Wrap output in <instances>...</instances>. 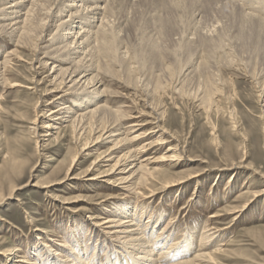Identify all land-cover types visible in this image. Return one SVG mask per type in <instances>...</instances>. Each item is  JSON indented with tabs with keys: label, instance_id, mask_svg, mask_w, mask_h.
Returning <instances> with one entry per match:
<instances>
[{
	"label": "bare ground",
	"instance_id": "obj_1",
	"mask_svg": "<svg viewBox=\"0 0 264 264\" xmlns=\"http://www.w3.org/2000/svg\"><path fill=\"white\" fill-rule=\"evenodd\" d=\"M209 1L212 10L221 15L220 19L216 17L218 21H214L216 23L214 26H211L212 30L207 29L208 27L204 25L205 19L209 18V16L206 17L204 14L208 10L205 11L204 8L205 12L202 10L205 4L203 2H206L204 0L202 2L201 0H0V37L10 39L11 44L14 46L13 50L4 52V55L0 57V89L24 87L17 82L8 81L6 76L7 69L9 65L12 64L11 61L13 62L14 59L23 61L21 55L17 53L19 49L17 50L15 48H27L34 52V60L36 63L35 66L33 65L34 71L44 70L45 68L49 70L48 89L44 91L43 96H49L51 100L45 106L46 115H43L44 122L41 123L42 125L40 127L37 126L33 129L37 148H42L41 143H44L43 138L56 139L60 132H63L66 128H69L71 138L76 143L81 139H85L86 135L92 132L98 134L92 142L84 140L85 143L82 144L78 153L72 156L65 177L57 184H62L68 180H83V182L87 184L99 183L101 188L115 194L97 203L100 208H104L103 211L108 215L104 218L102 215L99 217L97 216V219L100 221L97 222L98 225H94V227L97 226L99 228H96L98 230V235L96 234L97 238L101 236L99 234H104V236H107V239L109 238L115 243L114 248H116V250H113V255H118H115L116 264H217L215 255L222 252L221 250L207 252L209 248L207 245L210 241L205 240L211 239L213 236V227L211 231H208V229L205 230V227L200 228L198 224L189 227H185L184 225L185 229H181V235L178 232L180 235L178 238L177 232L175 233L176 230L170 232L166 230L168 227L164 224L157 232H160V234L154 233L153 230L158 226V222L162 223V215H160L162 218L161 221L152 220V214H146L148 207H145V205L141 203L144 200L149 202L154 199L169 198L174 192V196H176L174 200L177 201L184 196V191L180 190H182L183 186L189 180L190 182L194 181L198 183L201 178V175L198 173L190 174L186 177L175 178L173 175L167 176L168 174L163 173L161 169V167L164 166L173 169L183 164H189L187 161L193 162L197 160L189 158L185 161V157H183L185 145L182 146L179 140H177V137L163 124L167 119L166 111L162 109L163 99L168 96L166 94L167 90L174 88L173 91H171L173 95L177 96L176 98L180 100L186 98L192 100L195 109L204 113L207 116L206 119L209 120L208 116L211 113L216 112L219 114L220 110L219 107H217L218 102L222 99L227 102L230 100V96L223 92L227 83L223 78L219 77L217 71L219 64H221V67L222 64L232 66L235 64L233 59L230 60L231 53H224L229 48L223 51L225 47L229 46H227V44L225 45L227 39L230 42H232L233 39H237V42L241 40L250 41L248 44L252 43L253 46H249L250 52H255L256 54H258L262 48L258 44L259 39H262L261 37H263L264 40V20L262 19L264 14L261 15L264 11V0H238L241 3H238L239 5L237 4V6L232 3L231 0V3L229 2L228 4H226L227 2L225 3L227 0L223 2L222 0L220 2L219 0ZM126 4L133 10L135 8V14L139 11L138 9L142 7L143 9L150 8L149 10L154 13V16L158 15V13L163 10H171L175 15H177L176 12L178 11L179 14L181 12L182 17L180 18L182 20H180L182 23L187 25L186 23H188L189 20V22L191 21V25L189 23L186 28L185 25L183 26L179 22H176L180 24V27L183 26L185 31L181 29L183 33L180 34L181 36L179 39L176 38L179 40L177 41L178 43L172 42L174 45L173 49L168 48L169 50H164L162 44L158 45L159 43L155 41L147 43L149 38L145 35V39L148 38V40H144L142 37L143 35H141L142 32H139L140 39L138 40L141 44L140 47L139 44H132L134 47L135 45L138 46V49L135 51L134 48L131 47L134 52H137V54L133 55L137 61L134 62L132 61L133 58H129L130 51L128 46L125 45V38L122 39V37L125 36L120 35L128 25V28L132 27L131 29H134V26H130L132 21L131 23L128 22L130 18L127 19L131 15L126 17L125 20L119 19L120 23L116 24L118 25L117 27H114V24L112 27L110 21L112 17L117 15H119V18L123 16L121 12L126 10ZM207 5H209V3ZM256 5L257 7L255 8ZM129 7L127 6V11ZM239 7H243V9L247 7L246 11L251 13L249 14L248 12V15H245L244 13L246 11L243 12V9ZM144 11L145 10H143V12ZM254 14L256 16L260 14L261 17H256ZM162 16H156L154 20L151 15L154 23H150V21L147 20L145 21V26L150 29L152 27L153 31V26L155 27L156 25V32L159 30L158 33L160 34L167 31H172V34H174L177 30L178 33L181 32L180 29H178V24L171 21L172 17L167 18V16H165L166 18H164ZM177 17L178 16H176V18ZM188 17L191 20L188 19ZM122 18H124V16ZM141 19L138 20L140 21ZM222 19H225V21ZM134 20L133 23L136 21L138 22V20L135 22ZM142 20H144V18ZM214 20L216 19L214 18ZM133 25L136 26L137 23ZM204 27L207 28L205 29ZM139 28L137 27V29ZM189 28L192 30L191 33ZM128 31L129 30H127V32ZM131 32L132 30L130 33ZM123 33L122 35H124ZM175 35L177 36V33ZM47 37L48 39L46 40ZM142 40L144 41L142 42ZM145 42L146 44H143ZM123 45L125 46L123 47ZM159 46H162L160 48L163 50H161ZM231 46L233 47V45ZM262 46V50H264V45ZM164 48H166V46ZM237 48L241 47L237 46ZM196 50L200 52L199 58L197 57L198 60H195L198 62L196 63L197 66H193L194 62L192 61L186 68L181 67L180 70L184 69L183 72H179L177 65L182 59L180 58L181 60L178 62L177 58L181 55H185L187 60L190 58L189 54L191 51ZM240 50L242 53L243 50ZM96 55L98 56V60H95ZM216 55H219L221 60L218 59L220 61L216 59ZM164 57L165 60L166 57L167 59L170 58L171 62L166 63L163 59ZM192 57L194 58V56ZM102 59L114 60L119 64V70H121V68L123 69L121 73H123L126 81L133 88H138L139 86H137L139 80L136 78L138 74H141L138 76L141 78L143 73L155 70V74L153 73L154 75H152L150 79L143 77L146 79L144 87L145 89L147 87V89L145 90L142 88L146 91V98L150 100L148 108L151 109V113H154V118L152 117V120L155 121V124L148 120L151 118V115L146 110L148 114L146 112H141L137 116H124L121 110L117 111L112 109V106H108L109 101H106L108 99H105L104 102L99 101L101 98L105 97V92L101 89L103 83L100 78L104 75H108L106 70L100 65ZM134 64H138V67H135ZM256 65L257 64H255V66ZM258 65L256 67H258ZM243 66H245L246 69L247 65L244 64ZM255 66H253V68ZM216 71L217 73H215ZM38 74L40 73H37V75ZM146 75L147 74H145V76ZM259 78L260 77H258V80ZM260 79H262V77ZM33 80L35 86L44 83L43 79L35 81L34 77ZM255 81H257V79ZM260 84L261 87L262 85L264 86V79L260 81ZM170 98H172V96H170ZM262 102L264 103V99ZM42 104L43 100L36 103L33 122L42 116V114L40 115L39 112H37V107ZM262 106L264 107V105ZM156 109H158V111ZM174 109L178 110L176 106ZM141 117L147 120L140 123L138 119H141ZM124 121L132 122L124 123ZM122 122L124 124H122ZM148 126L152 127L148 128ZM211 127L212 130L215 131V126L211 125ZM235 128H237V126H235ZM39 129L42 130V134L37 131ZM242 139L243 142H246V138L242 136ZM104 145H110L106 152L104 154H99L86 170L80 174L74 175L75 169L79 163L77 158L90 157L91 154L99 151V147ZM244 153L239 165L232 164L229 168H218L216 169V174L223 171H234L233 173L237 175L238 172H236V170L238 169H250L249 167L252 164L249 166V164L247 165L245 163V158L248 157L247 150H245ZM158 154H160V157L156 158L155 156ZM101 168H105V170L99 171ZM251 171L254 175L260 176L254 169ZM233 173L230 175L228 183L234 180ZM160 175H163L165 179H161L159 177ZM260 178L264 179V176H260ZM26 186L27 185H24V187ZM32 186L46 190L47 194L50 192L48 191L50 184L42 187L39 184H33ZM24 187L13 186L9 191L8 197L0 195V204H2L6 198H10L14 192ZM222 195L223 199H225L223 192ZM253 196L256 199L264 197V189L254 193L252 197ZM192 200L193 198H190L189 202H193ZM244 212L245 209L239 207L233 210H223L215 214L212 213L213 215L210 218L232 216V221H236L243 216ZM144 216L146 217L145 222L142 221ZM174 220L177 219L174 218ZM205 223L206 222H204V224ZM166 231L167 233L165 234ZM214 231L217 232L216 230ZM93 232V230L87 232L86 237H88V239H86V241L88 243L91 241L90 237H92ZM37 240L41 241L39 236ZM38 245L41 246L42 249H36V259L31 263L29 262L31 256L29 252L20 249L18 246L4 251L2 256L9 264L115 263L112 262L110 253L100 258L98 262L96 252L97 246H94L92 248L93 250H90L92 252L89 253V251L81 250V248L76 246L71 247L64 242L59 243V245H56L54 242L53 246L66 249L70 252V255L62 257L57 253V249H54V251L52 249L53 246H47L43 240ZM38 245H36V247ZM102 248L104 251L108 249V247ZM193 250L195 254L190 259L171 263V261L176 259L179 255V257L186 256V254L188 255ZM120 254L127 255L129 259H124V261H122L119 258ZM178 258L176 260H178Z\"/></svg>",
	"mask_w": 264,
	"mask_h": 264
},
{
	"label": "rangeland",
	"instance_id": "obj_2",
	"mask_svg": "<svg viewBox=\"0 0 264 264\" xmlns=\"http://www.w3.org/2000/svg\"><path fill=\"white\" fill-rule=\"evenodd\" d=\"M202 1L203 0H201V2ZM204 1H206L207 4L209 3V5H207L206 2H203L206 5H203L202 10L204 11L205 9V11L208 10L211 12L207 11V14V12L204 11L205 16H209L210 18L205 19L204 25L208 28H204L212 30L211 26L215 25L216 22L214 21H218V18L220 19L221 15L212 10L209 0ZM220 1L221 0H219V2ZM223 1L225 0H222V2ZM229 2L230 0L225 1L226 4ZM231 2L236 6L238 3H241L238 0H231ZM127 6L129 7V5H125L126 13L125 11L121 12L124 18H122V15L121 18L117 15L112 17L110 21L112 27L113 24L114 27H117L118 25L116 24L120 23L119 19L125 20V18L129 15L131 16L127 19L130 18L128 21L130 23L131 21L133 23L134 18V22L138 19L144 18V20L141 19L140 21L138 20V22L136 21L133 23H137L138 26H135L132 23L130 24V26H134V29H131L132 27L128 28V25V29L126 27L125 30L122 29L124 32L122 33L124 35H122V33L120 34L121 36H125L122 37V39L125 38L124 42L125 45L128 46L130 51L129 58H133L132 61L137 62L133 55L137 54V52H134L138 49L137 45L139 44V47L141 45L138 40L140 39L139 32H142L141 35H143L142 37L144 40H148L149 38L150 41L146 40L147 43L155 41L156 43H159L158 45L162 44L163 47L159 46V48L162 47L164 50L173 49V43H178L177 41H179L178 39L181 36L180 34L183 33L181 29H183V26L185 25L182 23V19L180 18L182 17L181 12L179 14L177 11V15H175V13H172L171 10H166L167 12L163 10L156 15L158 17L164 14L162 17H172V22H179L183 25L180 27V24L176 23L180 27H178L181 31L179 33L177 30L174 34H172V31L160 34L158 33L159 30L156 32V25L155 27L153 26V31L155 32L152 31V27L150 29L145 26V21L149 20L150 23H154L152 20H155L156 18L154 13L150 12V8L143 9L142 7L138 9V14H135V8L133 10L129 7L127 11ZM256 7L257 5L255 8ZM239 8L243 9V7ZM246 9L247 7H245L242 11L245 12ZM143 10L145 11L143 12ZM248 12L249 11H246L244 14L248 15ZM250 13L251 12H249V14ZM263 14L264 11L261 15ZM176 16H178V19ZM254 16L256 15L254 14ZM257 16L261 17L260 14ZM214 18L216 20H214ZM188 19L190 18L188 17ZM262 19L264 20V17H262ZM222 20L225 21V19ZM190 22L188 20V23L186 24L188 25ZM187 25H185L186 28L188 27ZM137 27L140 28L137 29ZM127 30L129 31L127 32ZM131 30L132 32L130 33ZM183 30L185 31V29ZM189 30L191 33L192 30L190 28ZM176 33L177 36L175 35ZM145 35L148 38L145 39ZM261 38L262 39H259L258 45L262 48L260 49L261 52L259 51L258 54L250 52L251 50L249 46H252V43L248 44L250 41L241 40L237 42V39H233L232 42H230L227 39L225 45L227 44V46L229 45L230 47H225L223 51L229 48V51L227 50L228 52L225 51L224 53H231L230 60L233 59L235 64H233V66L222 64V67L220 66L221 64H219L217 71L219 77L223 78L227 83L223 92H225L224 94H228V96H230V100L227 102L222 99L218 102L217 107H219L220 110L219 114L216 112L211 113L208 116L209 120L206 119L207 116L204 113L195 109L192 100L187 98L180 100L176 98L177 96L172 94L174 88L167 90L166 94L168 96L163 99L162 108L166 111L167 119L165 120L166 122H163V124L177 137V140H179L182 146L185 145V153L183 156L185 157V161L189 158L197 160H194L193 162L187 161L189 164H183L173 169H169V167L166 166L161 167V169L163 173L168 174L167 176L173 175L175 178L186 177L195 173L200 174L201 178L198 183H195L194 181L190 182L189 180L183 186L182 190H180L184 191V196L177 201L174 200L176 197L174 196V192L169 196V198H159L149 202L144 200L141 202L145 205V207H148L146 214H152V220L155 219L157 221H161L163 218L162 223L158 222V226L154 228V233H157L159 229L164 226V224L168 227L166 230H169L170 232L176 230L175 233L177 232L178 238L181 235L180 232L185 229V227L195 226L198 224L200 228L205 227V230L208 229V231H211L213 227V236L211 239H206L205 241H210L208 243L209 246L207 245L210 249L208 248L207 252L218 250L222 251L215 255L217 264H264V197L259 199L254 198V196L252 197L254 193L264 189V179L260 178V176H264V107L262 106L264 105L262 102L264 99V86L262 85L261 87L260 84V81H263L264 79V50H262L264 40L263 37ZM47 39L48 37L46 40ZM144 40H142V42ZM132 44L137 45L134 47ZM143 44H146V42ZM125 45H123V47ZM231 45H233V47ZM165 46L166 48H164ZM237 46L241 48H237ZM131 47L134 48V51ZM13 48L14 46L11 44L10 39L0 37V57L4 55V52H7L8 50L11 51ZM15 49H19L17 53L21 55L23 61H17L15 59L13 60L14 63L11 61L12 64L9 65L6 76L8 81L17 82L24 87L0 89V195L8 197L9 191L13 186H27L17 190L12 196H10V198H6L3 203L0 204V264H9V262L3 258L2 253L17 246L22 250H27L29 255H31L29 262H33L37 256V253L35 252L36 249H42L41 246L38 245L42 242V240L50 247L53 246L54 242L56 245L64 242L69 244L71 247L76 246L81 248V250L89 251V253L92 252L90 250L94 246H97L96 252L98 262L100 258L107 254L109 255L110 253L112 262H115L114 264H116L115 255L117 254L113 255V250H116V248H114L115 243L112 242L113 240L109 238L107 239V236H104V234H99L101 236L97 238V229L99 228L97 226L94 227V225H98L97 222L100 221L97 219V216L99 217L102 215L104 218L108 215L105 211H103L104 208H100L97 203L112 196V194H115L107 192L101 188L99 183L87 184L83 182V180H68L62 184H57L65 177V173L71 162L72 156L78 153L82 144L85 143L84 140L92 142L98 134L92 132L86 135V137L84 136L85 139H81L78 143H76L71 138L69 128H66L63 132H60L56 139L43 138L44 143H41L42 148H37L33 129L37 126L40 127L42 125L41 123L44 122L43 115H46L45 106L51 100L49 96H43L44 91H47L48 89L49 70H46L45 68L44 70L41 69L40 71H34L33 65H36L34 52L27 48ZM240 49L243 50L242 53ZM197 50L191 51L189 54L190 56L188 55L191 59L189 58L186 60L185 55H181L177 58L178 62L182 59L179 63L183 61V64L178 63L177 65L179 72H183L184 69L180 70L181 67L186 68V66L192 61L194 62L193 66H197L196 63L198 62L196 61L198 60L197 57L200 53ZM192 56H194V58ZM218 58L219 55H216V59ZM163 59L165 60V57ZM95 60H98L97 55L95 56ZM169 60L170 58L167 59L166 57L165 62L170 63L171 60ZM244 64L247 65L246 69L245 66H243ZM255 64H259L258 67H256L257 65L255 66ZM100 65L106 70L108 75H104L100 78L103 83L101 89L104 90L105 97L101 98L99 101L104 102L105 99H108L106 100L109 101L108 106H112L111 108L117 111L121 110L124 116H137L141 112L145 113L148 111L151 115V118L148 120L155 124V121L152 120L154 118V113H151V109L148 108L150 100L146 98L145 94L147 87L146 89L144 87L146 79H150L151 76L155 74V70L149 71L150 73H143L141 78L138 77L141 74H138L136 78L139 80V83L137 82V86H139L138 88H133L128 84L123 76V73H121L123 69L121 68V70H119L120 65L114 60L102 59V61H100ZM134 65L135 67H138V64ZM253 66L256 68H253ZM217 71L215 73H217ZM37 73L40 74L37 75ZM145 74L148 76H145ZM34 77L35 81L43 79L44 83L42 85L35 86L33 83ZM258 77H262V79L259 78L258 80ZM256 79L257 81H255ZM170 96H172V98H170ZM41 98L43 100V104L37 107V112H39L40 115L42 114V116L33 122L34 107L38 101H42ZM175 106L178 110L174 109ZM156 110L158 111V109ZM148 112L146 113L148 114ZM141 119H138L140 123L147 120L143 117H141ZM132 121H124V123ZM124 123L122 122V124ZM211 125L215 126V131L212 130ZM235 126H237V128H235ZM149 127L152 126H148V128ZM37 131L42 134V130L39 129ZM242 136L243 138H246V142H243ZM109 147L110 145L101 146L99 147V151L91 154L90 157L77 158L79 163L75 169L74 175L80 174L86 170L97 158V156L99 154H104ZM245 150H247L248 156L245 158V163L247 165L249 164V166L252 164L249 167L250 169H238L236 170V172H238L237 175L233 173L234 171H223L216 174V169L218 168H229L232 164L239 165L242 155L245 154ZM155 157H160V154ZM252 169L257 171L260 176L254 175L251 171ZM103 170H105V168H101L99 171ZM232 173L234 175V180H231L230 183H228ZM159 177L161 179H165L163 175H160ZM33 184H39L41 187L50 184L48 189V191H50L49 194H47L46 190L42 188L32 186ZM222 192L225 195V199H223ZM190 198H193V202H189ZM239 207H243L245 212L243 213V216L238 218L236 221H232V216L210 218L218 211L233 210ZM160 215H162V218ZM174 218L177 220H174ZM145 219L146 217L144 216L142 221L145 222ZM204 222H206L207 225L206 223L204 224ZM92 230L94 232L92 237H90L91 241L89 244L86 241V239H88L86 235L87 232H91ZM166 233L167 231L165 234ZM157 234H160V232ZM38 236L41 241L37 240ZM36 245L38 246L36 247ZM102 247H108V249H105L104 251L102 250ZM52 249H57V253L62 257L70 255V252L66 249L58 248L56 246H53ZM194 254L193 250L188 255L186 254V256L184 255L183 257H179V255V258L176 257L178 260L174 259L171 263L190 259ZM119 258L122 261H124V259H129V257L125 254H120Z\"/></svg>",
	"mask_w": 264,
	"mask_h": 264
}]
</instances>
